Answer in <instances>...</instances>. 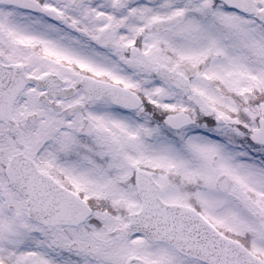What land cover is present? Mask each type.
<instances>
[{"label":"snow or ice","instance_id":"obj_1","mask_svg":"<svg viewBox=\"0 0 264 264\" xmlns=\"http://www.w3.org/2000/svg\"><path fill=\"white\" fill-rule=\"evenodd\" d=\"M0 264H264V0H0Z\"/></svg>","mask_w":264,"mask_h":264}]
</instances>
